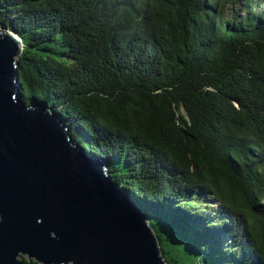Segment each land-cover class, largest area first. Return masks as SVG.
<instances>
[{
  "label": "trees",
  "instance_id": "1",
  "mask_svg": "<svg viewBox=\"0 0 264 264\" xmlns=\"http://www.w3.org/2000/svg\"><path fill=\"white\" fill-rule=\"evenodd\" d=\"M4 22L23 100L111 154L170 264H264V0H0Z\"/></svg>",
  "mask_w": 264,
  "mask_h": 264
},
{
  "label": "water",
  "instance_id": "2",
  "mask_svg": "<svg viewBox=\"0 0 264 264\" xmlns=\"http://www.w3.org/2000/svg\"><path fill=\"white\" fill-rule=\"evenodd\" d=\"M25 48L0 23V264H170L149 214L54 107L21 96Z\"/></svg>",
  "mask_w": 264,
  "mask_h": 264
},
{
  "label": "bare ground",
  "instance_id": "3",
  "mask_svg": "<svg viewBox=\"0 0 264 264\" xmlns=\"http://www.w3.org/2000/svg\"><path fill=\"white\" fill-rule=\"evenodd\" d=\"M67 124V123H66Z\"/></svg>",
  "mask_w": 264,
  "mask_h": 264
}]
</instances>
